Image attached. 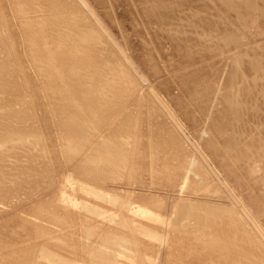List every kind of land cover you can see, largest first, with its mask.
<instances>
[{
	"label": "rangeland",
	"instance_id": "1",
	"mask_svg": "<svg viewBox=\"0 0 264 264\" xmlns=\"http://www.w3.org/2000/svg\"><path fill=\"white\" fill-rule=\"evenodd\" d=\"M2 1L0 264H247L249 257L243 256L244 235L239 233L238 225L232 227L234 222L228 221L231 217L228 211L238 207L237 219L242 214L247 217L252 232L254 226L257 227L255 220L264 218V208L260 207H264V71H261L264 70V0H144L146 9L141 5L143 0H91L90 6L96 5L93 7L100 18L103 13L102 21L106 16V22H103L110 31L113 30L120 45L125 44L122 48L126 56L135 67L139 66L134 69L146 78L140 75L141 82L134 79L106 43L83 49L76 46L71 53L64 40L44 43L45 38L42 43L38 35L44 37L48 29L38 27L35 34L39 40L31 42L26 36L35 27L31 18L36 15L39 19L49 18L57 13L50 9L48 16L47 9L40 8L23 13V16L22 12L17 13L12 8L9 0H4L6 5ZM153 9H163V13H155ZM59 10L61 14H69ZM74 14L82 13L76 10ZM22 18H28L30 23ZM143 18H148L149 22ZM37 21L33 20V23ZM44 48L54 52L45 55L41 51ZM97 56L101 58L98 60ZM142 56L146 59H141ZM200 71L203 73L199 74ZM191 72L194 75L189 76ZM179 74L184 78L178 77ZM187 78H194V82L189 79L192 83L198 82L190 84ZM180 79H183V85L178 81ZM186 85L192 90L189 91ZM191 86L199 92L195 94ZM149 87L155 90L151 91ZM187 91L192 98L187 96ZM98 95L107 101L102 103L103 99ZM226 98L231 107L226 104ZM228 136L234 138L228 140ZM241 147L244 152L240 151ZM247 147H251L250 150ZM223 156H227V160ZM224 166L232 167L233 171L226 168L222 171ZM259 170H263L261 174ZM226 179L229 182L224 181ZM249 186L252 189L247 188ZM231 192H235L234 195ZM136 207L141 212H133ZM238 235L242 239H237ZM237 242L240 248L231 245ZM249 243L253 256L260 260L253 262L264 264L262 247H257L253 241Z\"/></svg>",
	"mask_w": 264,
	"mask_h": 264
},
{
	"label": "bare ground",
	"instance_id": "2",
	"mask_svg": "<svg viewBox=\"0 0 264 264\" xmlns=\"http://www.w3.org/2000/svg\"><path fill=\"white\" fill-rule=\"evenodd\" d=\"M4 1V0H3ZM2 1V2H3ZM7 1V0H6ZM10 1V3L13 5L12 6V8L14 7L15 8V10H16V12L17 13H20V12H22V15H23V13H26V12H31V11H33V10H40V8L41 9H44V8H46L47 9V11L48 10H50V9H54L53 11H55V12H52V13H60V15L58 14V16H56V15H54V17L52 16L53 14H51V11H50V13H49V11L47 12V13H49V14H47V13H45L44 15H50L51 17H46V18H42V19H39L40 18V16L37 18V15H36V18H33L32 16L34 15H32L31 17V19H33V20H35V21H37L36 19H39L36 23H33V20H32V23L31 24H33L35 27L34 28H32V29H30L28 32H29V34H26V36H28L29 37V39H30V41L31 42H35V41H37V40H39L38 38L40 37V38H42V43H43V40H45V38H46V40H45V42L44 43H46V42H49V40H54L55 42L56 41H61V40H64L63 42H64V45L66 46V47H69V52H71L72 53V49L73 48H76V46H80V48L81 49H83V48H89V46H100V45H102L103 43H106V44H108V46L112 49V51L115 53V54H117L118 56H119V58L121 59V61H122V64H123V66H125L128 70H129V73L134 77V79H136V80H138V82H141V80H142V78H141V76L140 75H138L139 73L137 72L138 70H135L136 68L138 69V67H135V64H133L134 62H132L131 60H130V58L128 57V55L126 56V53L124 52L125 50L123 49L124 47L123 46H125V42H123V46H121L120 45V43H119V40L114 36V34L112 33L113 32V30L112 31H110L111 29H108V27L104 24V22H106L105 21V19H107L106 18V16H105V19L102 21V15H103V13H102V15H100L101 16V18L99 17V15H98V13H97V11H96V9L93 7V6H96V5H92V6H90V1L91 0H89L88 2H87V0H9ZM136 1V0H135ZM139 1V0H138ZM142 1V0H141ZM140 1V2H141ZM153 1V0H152ZM165 1V0H164ZM192 1H194V0H192ZM209 1V0H208ZM252 1H255V0H252ZM251 1V2H252ZM1 2V3H2ZM8 2V1H7ZM6 2V3H7ZM91 2H94V0H92ZM99 2V1H98ZM143 2H144V0L142 1V3H141V5H143ZM147 2V1H146ZM149 2H151V1H149ZM149 2H147V3H149ZM156 1H154V3H155ZM162 2V1H161ZM182 2V1H181ZM225 2V1H224ZM229 1H227L226 3H228ZM235 2V1H234ZM250 2V3H251ZM4 4H5V1L3 2ZM97 3V2H96ZM102 3V2H101ZM193 3V2H192ZM226 3H224V6H225V4ZM254 3V2H253ZM252 3V4H253ZM92 4V3H91ZM94 4V3H93ZM100 4V3H99ZM99 4H97V5H99ZM136 4V3H135ZM153 4V3H152ZM157 4H159V3H157ZM162 4V3H161ZM160 4V5H161ZM176 4V3H175ZM184 4V3H183ZM182 4V5H183ZM191 4V3H190ZM197 4V3H196ZM2 5V4H1ZM6 5V4H5ZM132 5V4H131ZM136 5H138V4H136ZM146 5V4H145ZM145 5H143L144 7H145ZM187 5H189V4H187ZM206 5V4H205ZM234 5V4H233ZM7 6H9V5H7ZM140 6V5H139ZM149 6V5H148ZM157 6V5H156ZM168 6V5H167ZM172 6V5H171ZM190 6V5H189ZM227 6V8H228V5H226ZM5 7V6H4ZM95 9H93V8ZM143 7V8H144ZM159 7V6H158ZM169 7V6H168ZM176 7H177V5H176ZM176 7H174V8H176ZM192 7V6H191ZM206 7V6H205ZM209 7H210V5H209ZM241 7V6H240ZM263 7V6H262ZM0 8H1V6H0ZM3 8V7H2ZM147 8V6L145 7V9ZM198 8V7H197ZM204 8V7H203ZM202 7H201V9H203ZM208 8V7H207ZM242 8V7H241ZM6 9V8H5ZM9 9H11V8H9ZM8 9V10H9ZM59 9H61V10H63V11H66V12H68L69 14H66V15H64V13L62 12V14H61V11L59 10ZM132 9H133V7H132ZM139 9V8H138ZM141 9V8H140ZM152 9V8H151ZM155 9H157V8H155ZM169 9H171V8H169ZM186 9V8H185ZM192 9V8H191ZM195 9H196V7H195ZM240 9V8H239ZM264 8H262V10H263ZM12 10V9H11ZM10 10V11H11ZM14 10V9H13ZM14 10V11H15ZM60 11V12H58V11ZM80 11L82 14H74V11ZM106 10V9H105ZM160 10V9H159ZM164 10H166V8L164 9ZM173 10V9H172ZM241 10V9H240ZM14 11H12L13 12V14L15 13ZM57 11V12H56ZM96 11V12H95ZM98 11H101V10H98ZM139 11V10H138ZM141 11H142V9H141ZM149 11H150V9H149ZM153 11H154V9H153ZM152 11V12H153ZM158 11V10H157ZM157 11H154L155 13L157 12ZM161 11V10H160ZM160 11H158L157 13L158 14H161V13H163L162 11H163V9H162V11L160 12ZM177 11H179V9L177 10ZM176 11V12H177ZM184 11V10H183ZM193 11H196V10H193ZM205 11V10H204ZM212 11V10H211ZM211 11H210V13H211ZM232 11H233V9H232ZM246 11V10H245ZM35 12V11H34ZM45 12V11H44ZM106 12V11H105ZM151 12V11H150ZM153 12V13H154ZM165 12V11H164ZM167 12V11H166ZM175 12V11H174ZM197 12V11H196ZM200 12H201V10H200ZM207 12H209V10L207 11ZM235 12H236V10H235ZM243 12H244V10H243ZM4 13V12H3ZM36 13V12H35ZM38 13H39V11H38ZM42 13H43V11H42ZM138 13V12H137ZM143 13V12H142ZM145 13V12H144ZM149 12H147L146 13V16H148L147 14H148ZM153 13H151V17H153ZM170 13H173V12H170ZM186 13H187V11H186ZM189 13H192V12H189ZM195 13V12H194ZM202 13V12H201ZM213 13H215V11L213 12ZM234 13V12H233ZM5 14V13H4ZM40 14H41V12H40ZM101 14V13H100ZM168 14V13H167ZM176 14V13H175ZM175 14H174V16H175ZM196 14V13H195ZM194 14V15H195ZM228 13L226 12V15H227ZM262 14H264V13H262ZM19 15V14H18ZM26 15V14H25ZM39 15V14H38ZM42 15V14H41ZM46 15V16H47ZM144 15V14H143ZM156 15V14H155ZM163 15V14H162ZM164 15H165V13H164ZM169 15V14H168ZM179 15V14H178ZM177 15V16H178ZM180 15H182V14H180ZM187 15V14H186ZM194 15H193V17H194ZM206 15V14H205ZM225 15V16H226ZM240 15V14H239ZM243 15V14H242ZM11 16V15H10ZM15 16V15H14ZM16 16H17V14H16ZM21 16V15H20ZM19 16V17H20ZM24 16V15H23ZM22 16V17H23ZM76 16H79V19L78 18H76ZM104 16V15H103ZM109 16V15H108ZM141 16H142V14H141ZM171 18H172V15H169ZM168 16V17H169ZM192 16V15H191ZM197 16H198V14H197ZM236 16V15H235ZM6 17V16H5ZM30 17V16H29ZM136 17V16H135ZM138 17V16H137ZM167 17V16H166ZM166 17H164L162 20H164ZM184 17V16H183ZM187 17V16H186ZM192 17V18H193ZM215 17V16H214ZM213 17V18H214ZM217 17V16H216ZM237 17H238V15H237ZM247 17V16H246ZM261 17V16H260ZM7 18V17H6ZM9 18H11V17H9ZM25 18H26V16H25ZM157 17H155L154 19H156ZM160 18V17H159ZM170 18V19H171ZM177 19H178V17H176ZM181 18V17H180ZM203 18V17H202ZM205 18V17H204ZM208 17H206V19H207ZM212 18V17H211ZM239 18V17H238ZM241 18V17H240ZM245 18V17H244ZM0 19H1V17H0ZM17 19V18H16ZM19 19V18H18ZM148 18H143V20H147ZM150 19V18H149ZM154 19H152V20H154ZM191 19V18H190ZM189 19V20H190ZM210 19V18H209ZM208 19V20H209ZM223 19V18H222ZM237 19V18H236ZM242 19V18H241ZM240 19V20H241ZM21 20H27V21H24V22H29L28 21V18L27 19H21ZM21 20H20V22H21ZM151 20V21H152ZM156 20H158V19H156ZM155 20V21H156ZM159 20H161V18L159 19ZM188 20V19H187ZM187 20H185V21H187ZM196 20H198V19H196ZM14 21H15V18H14ZM31 21V20H30ZM150 21V22H151ZM179 21H181V20H179ZM184 21V22H185ZM191 21V20H190ZM189 21V22H190ZM193 21V20H192ZM202 21V20H201ZM221 21V20H220ZM0 22H1V20H0ZM24 22H22V23H24ZM107 22H108V20H107ZM146 22H149L148 20L146 21ZM146 22H144L145 24H146ZM157 22V21H156ZM155 22V23H156ZM168 22V21H167ZM170 22V21H169ZM175 22V21H174ZM216 22V21H215ZM219 22V21H218ZM30 23V22H29ZM28 23V24H29ZM173 23V22H172ZM182 23V22H181ZM186 23V22H185ZM191 23V22H190ZM193 23V22H192ZM204 23H206L205 21H204ZM232 23V22H231ZM238 23V22H237ZM240 23V22H239ZM18 24V23H17ZM168 24V23H167ZM177 24H179V22L177 23ZM187 24H188V21H187ZM186 24V25H187ZM222 23H220V25H221ZM245 24V23H244ZM6 25V24H5ZM10 25H11V23H10ZM25 25V24H24ZM110 26H111V24H109ZM134 25V24H133ZM160 25V24H159ZM171 25V24H170ZM169 25V26H170ZM185 25V24H184ZM185 25V26H186ZM195 25V24H194ZM207 25H208V23H207ZM219 25V26H220ZM225 25V24H224ZM3 26V25H2ZM2 26H0V28L2 27ZM12 26V25H11ZM15 26V25H14ZM21 26V25H20ZM29 26V25H28ZM136 26V25H135ZM151 26V25H150ZM173 26V25H172ZM171 26V28H174V27H172ZM192 26V25H191ZM216 26V25H215ZM246 26V25H245ZM245 26H243V27H245ZM249 26V25H248ZM7 27V26H6ZM6 27H4V28H6ZM27 27V26H26ZM30 28H31V26H29ZM33 27V26H32ZM36 27H38L39 29H41V28H47L48 29V33L44 36V37H42L41 35H38V38H37V36H36V34H35V28ZM112 27V26H111ZM148 27V26H147ZM199 27V26H198ZM209 27V26H208ZM227 27V26H226ZM8 28V27H7ZM6 28V29H7ZM28 28V27H27ZM146 28V27H145ZM153 28V27H152ZM168 28V27H167ZM170 28V29H171ZM178 28H180V26L178 27ZM186 28V27H185ZM192 28V27H191ZM190 28V29H191ZM242 28V27H241ZM250 28V27H249ZM248 28V29H249ZM194 29H195V26H194ZM198 29H200V28H198ZM202 29V28H201ZM208 29V28H207ZM214 29V28H213ZM216 29V28H215ZM214 29V30H215ZM220 29V28H219ZM225 29V28H224ZM229 29V28H228ZM237 29V28H236ZM246 29V28H245ZM245 29H244V31H245ZM5 30V29H4ZM3 30V31H4ZM27 30V29H26ZM147 30V29H146ZM179 30V29H178ZM187 30H188V27H187ZM217 30V29H216ZM233 30H235V29H233ZM239 30V29H238ZM153 31V30H152ZM175 31V30H174ZM190 31H192V30H190ZM201 31V30H200ZM199 31V32H200ZM212 31V30H211ZM219 31V30H218ZM231 31V30H230ZM229 31V32H230ZM246 31H247V29H246ZM27 32V31H26ZM27 32V33H28ZM166 32H168V31H166ZM165 32V33H166ZM181 32V31H180ZM193 32V31H192ZM208 32H209V30H208ZM224 32V31H223ZM5 33V32H4ZM152 33V32H151ZM155 33V32H154ZM157 33V32H156ZM172 33V32H171ZM177 33V32H176ZM182 33V32H181ZM202 33V32H201ZM216 33V32H215ZM225 33V32H224ZM227 33V32H226ZM233 33V32H232ZM240 33V32H239ZM246 33V32H245ZM252 33V32H251ZM175 34V33H174ZM206 33L204 32V34H203V36L205 35ZM209 34V33H208ZM214 34V33H213ZM166 35V34H165ZM178 35L180 36V34L178 33ZM210 35H211V33H210ZM220 35V34H219ZM223 35V34H222ZM221 35V36H222ZM227 35V34H226ZM246 35V34H245ZM2 36H3V34H2V31L0 32V39L2 38ZM154 36V35H153ZM156 36V35H155ZM169 36H170V33H169ZM188 36V35H187ZM191 36V35H190ZM195 36H196V34H195ZM197 36H200V35H197ZM203 36H201L200 37V40H202L201 38L203 37ZM209 36V35H208ZM207 36V37H208ZM233 36V35H232ZM248 36V35H247ZM250 36H252V35H250ZM211 37V36H210ZM214 37V36H213ZM217 37V36H216ZM219 37V36H218ZM153 38V37H152ZM176 38V37H175ZM185 38V37H184ZM190 38V37H189ZM205 38V37H204ZM221 38V37H220ZM233 38V37H232ZM236 38V37H235ZM144 39V38H143ZM156 40H158L157 38H155ZM180 39V38H179ZM182 39V38H181ZM192 39V38H191ZM194 39V38H193ZM192 39V40H193ZM206 39V38H205ZM215 39H217V38H215ZM260 40H261V38H259ZM199 40V39H198ZM207 40V39H206ZM209 40V39H208ZM213 40V39H212ZM147 41V40H146ZM179 41V40H178ZM183 43H184V41L183 40H181ZM188 41V40H187ZM228 41V40H227ZM229 41H230V39H229ZM253 41V40H252ZM143 42V41H142ZM175 42H176V40H175ZM181 42V43H182ZM209 42V41H208ZM249 42V41H248ZM257 42V41H256ZM145 43V42H144ZM185 43H187V42H185ZM188 43H190V40H189V42ZM198 43V42H197ZM211 43H213V42H211ZM210 43V44H211ZM41 44V43H40ZM40 44H39V46H40ZM178 44V43H177ZM191 44V43H190ZM202 44V43H201ZM200 44V45H201ZM205 44V43H204ZM254 44V43H253ZM258 44V43H257ZM184 45V44H183ZM195 45V44H194ZM199 45V43L196 45V46H198ZM209 45V44H208ZM144 46V45H143ZM146 46V45H145ZM144 46V47H145ZM178 46H179V44H178ZM214 46V45H213ZM253 46V45H252ZM251 46V48H253ZM123 47V48H122ZM126 47V46H125ZM158 47V46H157ZM202 47V46H201ZM258 47H259V45H258ZM261 47V46H260ZM264 47V46H263ZM131 48V47H130ZM189 48V47H188ZM192 48H194V47H192ZM255 48H257V47H254V49ZM78 49V48H77ZM77 49H74L75 50V52H76V50ZM81 49H79V51H81ZM145 49V48H144ZM186 49V48H185ZM184 49V50H185ZM190 49V48H189ZM196 49V48H195ZM246 49V48H245ZM264 49V48H263ZM202 50V49H201ZM204 50V49H203ZM210 50V49H209ZM258 50V49H257ZM260 50V49H259ZM258 50V51H259ZM39 51V50H38ZM41 51L45 54V55H51L54 51L52 50V49H46V48H44V49H41ZM131 52H132V50H130ZM143 51V50H142ZM189 51H191V50H189ZM251 51H252V49H251ZM40 52V51H39ZM39 52H38V54H39ZM41 52V53H42ZM149 52V51H148ZM147 52V53H148ZM195 52V51H194ZM247 52V51H246ZM245 52V53H246ZM42 53V54H43ZM77 53H79L78 51H77ZM145 52H143V54H144ZM260 53V52H259ZM146 54V53H145ZM237 54V53H236ZM250 54V53H249ZM253 54V53H252ZM264 54V53H263ZM75 55V54H74ZM133 55V54H132ZM197 55V54H196ZM244 55V54H243ZM42 56H44V55H41V57ZM238 56V55H237ZM143 57V56H142ZM145 57H148V55L147 56H145ZM145 57H143V58H141V59H144ZM152 57V56H151ZM150 57V58H151ZM195 57V56H194ZM198 57V56H197ZM245 57V56H244ZM101 58V56H97V59L99 60ZM250 58V57H249ZM249 58H248V60H249ZM255 58V57H254ZM146 59V58H145ZM152 59V58H151ZM192 59V58H191ZM236 59H237V57H236ZM239 59V58H238ZM246 59H247V56H246ZM251 59V58H250ZM255 60V59H254ZM143 61V60H142ZM145 61V60H144ZM148 61V60H147ZM147 61H146V63H147ZM197 61V60H196ZM199 62V61H198ZM234 62V61H233ZM237 62H239V60H237ZM243 62V61H242ZM248 62V61H247ZM131 63V64H130ZM144 63V62H143ZM145 63V64H146ZM148 63H149V61H148ZM253 63H255L256 64V61L254 62L253 61ZM137 64V63H136ZM150 64V63H149ZM190 64V63H189ZM192 64V63H191ZM238 64V63H237ZM241 64V63H240ZM252 64V63H251ZM251 64H249L250 65V67L252 66ZM254 64V65H255ZM260 64V63H259ZM258 64V65H259ZM99 65V62L96 64V66H98ZM133 65V66H132ZM138 65V64H137ZM136 65V66H137ZM156 65V64H155ZM184 65V64H183ZM182 65V66H183ZM239 65V64H238ZM261 65V64H260ZM147 67H148V65H146ZM157 66V65H156ZM155 66V67H156ZM175 66V65H174ZM211 66H212V64H211ZM242 66V65H241ZM244 66H246V65H244ZM150 67V66H149ZM177 67V66H176ZM181 67V66H180ZM186 67V66H185ZM199 67V66H198ZM202 67V66H201ZM200 67V68H201ZM204 67V66H203ZM207 67V66H206ZM234 67V66H233ZM254 67V66H253ZM256 67V66H255ZM135 68V69H134ZM182 68V67H181ZM183 68H184V66H183ZM182 68V69H183ZM192 68V67H191ZM197 68V67H196ZM235 68V67H234ZM236 68H238L237 66H236ZM249 68V67H248ZM252 68V67H251ZM177 69V68H176ZM178 69H179V67H178ZM177 69V70H178ZM206 69V68H205ZM214 68H212V70H213ZM219 69V68H218ZM257 69H259V67L257 68ZM261 69V68H260ZM149 70H152L151 68L149 69ZM154 70H155V68H154ZM159 70V69H158ZM191 70V69H190ZM189 70V71H190ZM192 70H194V69H192ZM207 70H208V68H207ZM216 70H217V67H216ZM236 70V69H235ZM243 70V69H242ZM246 70V69H245ZM251 70V69H250ZM153 71V70H152ZM151 71V72H152ZM182 71V70H181ZM197 71H199V70H197ZM210 71V70H209ZM233 71H234V69H233ZM258 71V70H257ZM261 71H262V73H263V71L264 70H262L261 69ZM155 72V71H154ZM160 72V71H159ZM180 72V71H179ZM194 72H195V70H194ZM202 71H200L199 72V74L201 73ZM208 72V71H207ZM239 72H241V71H239ZM259 72V71H258ZM149 73V72H148ZM173 73V72H172ZM192 73L193 72H191V74L189 75V76H191L192 75ZM198 73V72H197ZM203 73V72H202ZM209 73V72H208ZM235 73V72H234ZM249 73V72H248ZM247 73V74H248ZM152 74V73H151ZM177 74V73H176ZM236 74H238V71H237V73ZM241 74H242V72H241ZM155 75V74H154ZM154 75H151V77L152 76H154ZM173 75H175V74H173ZM187 74H184V76H186ZM193 75H194V73H193ZM243 75H244V73H243ZM261 75V74H260ZM176 76V75H175ZM181 76H183V74L181 75ZM180 76V74L178 75V77H181ZM195 76H196V74H195ZM195 76H194V78H195ZM203 76H204V74H203ZM218 76V75H217ZM232 76V75H231ZM238 76V75H237ZM143 77V76H142ZM193 77V76H192ZM201 77V76H200ZM200 77H198L199 79H200ZM218 77H220V76H218ZM229 77V76H228ZM235 77V76H234ZM144 78V77H143ZM181 78H184V77H181ZM186 78V77H185ZM190 79V81L192 80H195V79ZM203 78H206V77H203ZM209 78V77H208ZM211 78V77H210ZM213 78V77H212ZM211 78V79H212ZM232 78V77H231ZM243 78V77H242ZM263 78V77H262ZM144 79H146V78H144ZM188 79V78H187ZM189 79H188V81H189ZM197 79V78H196ZM235 79V78H234ZM183 79H180V80H178V81H181L182 82V85H183V81H182ZM240 80V79H239ZM242 80V79H241ZM150 81V80H149ZM173 81V83H174V80H172ZM188 81H186V83H187V85H188ZM189 81V82H190ZM201 81V80H200ZM210 81V80H209ZM214 81V80H213ZM230 81V80H229ZM235 81V80H234ZM145 82V81H144ZM147 82V81H146ZM194 82V81H193ZM197 82H198V80H197ZM197 82H195L196 84H197ZM211 82V81H210ZM238 82V81H237ZM150 83V85H152L151 83H152V81H150L149 82ZM195 83H192V82H190V84H195ZM239 83V82H238ZM146 85H148L147 83H145ZM175 84H176V82H175ZM177 84H180V83H177ZM190 84L188 85V86H190ZM145 85V88L147 87ZM149 85V86H150ZM182 85H180L182 88H185V87H183ZM184 85H185V80H184ZM186 85V86H187ZM198 85H199V83H198ZM252 85V84H251ZM186 87V88H188V90H189V87ZM194 86V85H193ZM195 86H197V85H195ZM205 86V85H204ZM214 86V85H213ZM239 86V85H238ZM262 86V85H261ZM153 87V86H152ZM192 87V86H191ZM264 87V86H263ZM141 88H142V86H141ZM148 88V87H147ZM178 88V87H177ZM193 89H194V87H192ZM196 88V87H195ZM211 88H214V87H211ZM240 88V87H239ZM149 89H151L150 87H149ZM181 89V88H180ZM210 89V88H209ZM216 89V88H215ZM254 89V88H253ZM154 90H155V88H154ZM153 89H151V91H154ZM179 90V89H178ZM185 90H187V89H185ZM184 90V91H185ZM192 90V89H191ZM191 90H189V91H191ZM195 90V89H194ZM241 90H242V88H241ZM140 91V90H139ZM145 91H147V93H149V90L147 89H145ZM189 91H187L188 92V94H187V96L189 95V94H191V93H189ZM196 92H195V94L197 93V92H199L197 89L195 90ZM205 91V90H204ZM203 91V92H204ZM211 91V90H210ZM215 91V90H214ZM213 91V92H214ZM217 91H218V88H217ZM255 91V90H254ZM259 91V90H258ZM183 92V91H182ZM193 92V91H192ZM216 92V91H215ZM252 92H253V90H252ZM116 93H118V90L116 91ZM152 93H154V92H152ZM201 93H202V91H201ZM241 93V92H240ZM256 93V92H255ZM264 93V92H263ZM150 94V93H149ZM194 95V94H193ZM206 95V94H205ZM212 96H213V94H211ZM260 95V94H259ZM226 96V95H225ZM228 96V95H227ZM257 96V95H256ZM98 97L100 98V99H103V97L102 96H99L98 95ZM153 97V96H152ZM188 97H190V96H188ZM193 97V96H192ZM192 97H190V98H192ZM203 97V96H202ZM201 97V98H202ZM216 97V95L214 96V98ZM230 97V99L229 100H231V96H229ZM229 97H227V98H229ZM234 97V96H233ZM253 97V96H252ZM154 98V97H153ZM157 98V97H156ZM198 98V97H197ZM226 98V99H227ZM255 98V97H254ZM254 98H253V100H254ZM194 99H195V97H194ZM213 99V98H212ZM234 99V98H233ZM247 99V98H246ZM249 99L250 98H248V101H247V103L249 102ZM203 100V99H202ZM228 99L226 100V104L228 103V101H229ZM237 100V99H236ZM251 100V99H250ZM107 101V99H103L102 100V103L104 102H106ZM156 101V100H155ZM197 101V100H196ZM208 101V100H207ZM233 101V100H232ZM231 101V102H232ZM235 101V100H234ZM233 101V102H234ZM257 101V100H256ZM230 102V101H229ZM109 103V102H108ZM199 103H200V101H199ZM207 103V102H206ZM213 103V102H212ZM252 103H253V101H252ZM251 103V105H253ZM259 103V102H258ZM262 103V102H261ZM110 104V103H109ZM193 104H195V103H193ZM197 104V103H196ZM204 104V103H203ZM249 104H250V102H249ZM205 105H207V104H205ZM228 106H230L231 107V103H230V105L229 104H227ZM232 105H235V104H232ZM237 106L236 107H239V105L238 104H236ZM255 105V104H254ZM253 105V106H254ZM104 106V105H103ZM102 106V107H103ZM117 106V105H116ZM164 106V105H163ZM262 106V105H261ZM263 106H264V104H263ZM101 107V108H102ZM110 107H111V105H110ZM161 107V106H160ZM199 107V106H198ZM203 107H204V105H203ZM235 107V106H234ZM255 107V106H254ZM259 107V106H258ZM106 108V107H105ZM112 108V107H111ZM118 108V107H117ZM200 108H202V107H200ZM250 108V107H249ZM232 109V108H231ZM238 109V108H237ZM258 109V108H257ZM259 109H260V107H259ZM108 110H110V109H108ZM112 110V109H111ZM198 110V109H197ZM206 110V109H205ZM205 110L203 111L204 112V115H206L205 114ZM250 110H251V108H250ZM264 110V109H263ZM248 111V110H247ZM258 111V110H257ZM256 111V112H257ZM260 111V110H259ZM262 111V110H261ZM201 112V111H200ZM235 112V111H234ZM238 112V111H237ZM236 112V113H237ZM240 112H242V111H240ZM210 113V112H209ZM251 113V112H250ZM262 113V112H261ZM212 114V113H211ZM242 114V113H241ZM118 115V114H117ZM233 115V114H232ZM240 115V114H239ZM245 115H247V114H245ZM244 115V116H245ZM249 115V114H248ZM234 117L235 116H237V115H233ZM241 116V115H240ZM243 116V117H244ZM256 116V115H255ZM264 116V115H263ZM111 118L113 117V116H110ZM203 117V116H202ZM252 117V116H251ZM237 118V117H236ZM244 119V118H243ZM246 119V118H245ZM234 120H235V118H234ZM256 120H258V119H256ZM214 121V120H213ZM250 121V120H249ZM259 121V120H258ZM202 122H203V120H202ZM221 122V121H220ZM204 123V122H203ZM248 123V122H247ZM257 123V122H256ZM112 124V123H111ZM217 124V123H216ZM261 124V123H260ZM116 125V124H115ZM214 125V124H213ZM242 125V124H241ZM248 125V124H247ZM246 125V126H247ZM259 125V124H258ZM262 125V124H261ZM237 126V125H236ZM240 126V124L238 125V127ZM243 126V125H242ZM241 126V127H242ZM260 126V125H259ZM258 126V127H259ZM264 126V125H263ZM116 127V126H115ZM208 127V126H207ZM212 127H214V126H212ZM217 127V126H216ZM224 127V126H223ZM222 127V128H223ZM261 127V126H260ZM109 128V127H108ZM209 128V127H208ZM215 128V127H214ZM243 128V127H242ZM247 128V127H246ZM250 128V127H249ZM249 128H247V129H249ZM256 128V127H255ZM206 129V128H205ZM260 129V128H259ZM106 130V129H105ZM204 130V129H203ZM217 130H218V128H217ZM238 130V129H237ZM241 130V129H240ZM239 130V131H240ZM263 130V129H262ZM108 131H112V130H108ZM200 131V130H199ZM215 131V130H214ZM256 131V130H255ZM103 132V131H102ZM203 132V131H202ZM221 132V131H220ZM231 132H232V130H231ZM234 132V131H233ZM241 132V131H240ZM244 132V131H243ZM243 132H241V133H243ZM252 132H254V131H252ZM102 134V133H101ZM232 134V133H231ZM234 134V133H233ZM236 134H237V132H236ZM240 134V133H239ZM244 134H245V132H244ZM255 134V133H254ZM259 134V133H258ZM263 134H264V132H263ZM242 135V134H241ZM209 136V135H208ZM230 136V135H229ZM228 136V140H229V138H234V136H231V137H229ZM243 136V135H242ZM254 136V135H253ZM240 137V136H239ZM199 138V137H198ZM237 138V137H236ZM248 138H250L251 139V137H248ZM258 138V137H257ZM199 140V139H198ZM241 140V139H240ZM240 140L238 141V142H240ZM254 140V139H253ZM252 140V141H253ZM264 140V139H263ZM235 141V140H234ZM233 141V142H234ZM192 142H194V141H192ZM204 142H205V140H204ZM233 142H230V143H232L233 144ZM244 142V141H243ZM261 142H262V140H261ZM260 142V143H261ZM203 143V142H202ZM202 143H200L201 145H202ZM209 143H212V142H209ZM224 143H227L226 141L224 142ZM246 143V142H245ZM219 144H220V142H219ZM235 144H237L236 142H235ZM241 144V143H240ZM258 144V143H257ZM99 145V144H98ZM195 145H196V143H195ZM210 144H208L207 146H209ZM227 145V144H226ZM229 145V144H228ZM244 146V144H241L240 146ZM250 145H251V143H250ZM190 146V145H189ZM204 146H206L205 145V143H204ZM213 146V145H212ZM217 146H218V144H217ZM238 146V148H239V145H237ZM246 146V145H245ZM264 146V145H263ZM197 147H198V145H197ZM221 147V146H220ZM224 147H226V146H224ZM233 147V146H232ZM236 147V146H235ZM258 147V146H257ZM195 148V147H194ZM202 148V147H201ZM205 148V147H204ZM209 148H212L213 149V147H209ZM216 148V147H215ZM230 148H231V144H230ZM248 148V147H247ZM250 148L251 147H249L248 149L250 150ZM259 148V147H258ZM197 149V148H196ZM208 149V148H207ZM218 149V148H217ZM220 149V148H219ZM225 149H227V147L225 148ZM236 149V148H235ZM241 149H242V147L240 148V151H241ZM248 149H246L247 151H248ZM259 149H261V147L259 148ZM198 150V149H197ZM204 150V149H203ZM230 150H232L233 151V148L232 149H230ZM243 150V149H242ZM253 150H254V148H253ZM199 151V150H198ZM209 151H211V150H209ZM215 152H216V150H214ZM223 151V150H222ZM225 151H227V150H225ZM236 151V150H235ZM237 151H238V149H237ZM240 151H238L239 152V154L241 153ZM258 151H260V150H258ZM257 151V152H258ZM205 152H206V150H205ZM212 152V151H211ZM243 152H244V150H243ZM251 152V151H250ZM261 152V151H260ZM262 152H264V150L262 151ZM213 153V152H212ZM225 153V152H224ZM224 153H222L223 155H224ZM232 153V152H231ZM237 153V152H236ZM235 153V154H236ZM217 154H218V152H217ZM216 154V155H217ZM226 154V153H225ZM238 154V155H239ZM248 154V153H247ZM252 154H254V153H252ZM256 154V153H255ZM212 155V154H211ZM213 155H215V153L213 154ZM219 155H220V152H219ZM229 155V154H228ZM261 155H263V154H261ZM236 156H237V154H236ZM241 156V155H240ZM251 156V155H250ZM205 158H207V156H204ZM215 157V156H214ZM218 157V156H217ZM224 157H226V160H227V156H223L222 158H224ZM234 157V156H233ZM246 157V156H245ZM252 157H254V156H252ZM263 157H264V155H263ZM222 158H220V159H222ZM247 158H250L249 156L247 157ZM247 158L245 159V160H247ZM209 159H210V162H212L211 161V158L209 157ZM209 159H207L206 161H209ZM218 159V158H217ZM229 159V158H228ZM242 159H244V157L242 158ZM262 159V158H261ZM202 160V159H201ZM232 160V159H231ZM235 159H233L232 161H234ZM236 160H237V158H236ZM238 160H239V158H238ZM237 160V161H238ZM259 160V159H258ZM257 160V161H258ZM264 160V159H263ZM262 160V161H263ZM222 161V160H221ZM202 162H203V160H202ZM223 162H224V159H223ZM239 162V161H238ZM245 162V161H244ZM252 162H253V160H252ZM204 163V162H203ZM230 163V162H229ZM234 163V162H233ZM247 163V162H246ZM260 163H261V161H260ZM213 164V163H212ZM212 164H210V165H212ZM216 165H217V163H215ZM219 164V163H218ZM237 164V163H236ZM241 164H243V163H241ZM263 164V163H262ZM204 165V167H205V164H203ZM221 165H223V164H221ZM226 165H227V163H226ZM225 165V166H226ZM255 165H257V164H255ZM254 165V166H255ZM214 166V165H213ZM212 166V167H213ZM223 167V169H222V171L223 170H228V169H230L231 171H233L232 170V167L230 168V166L227 168V167ZM247 166V165H246ZM264 166V165H263ZM211 167V168H212ZM217 167V166H216ZM219 167V166H218ZM237 167V166H236ZM206 168V167H205ZM209 168V167H208ZM207 168V169H208ZM220 168H222V167H220ZM226 168V169H225ZM239 168V167H238ZM243 168V167H242ZM245 168V167H244ZM247 169V168H246ZM213 170V169H212ZM214 170H215V168H214ZM217 171H220V169H216ZM236 171V170H235ZM238 171V170H237ZM249 171V170H248ZM263 171V170H262ZM262 171H260L259 170V173L261 174L262 173ZM243 172V171H242ZM242 172H241V174H242ZM247 172V171H246ZM213 173V172H212ZM220 173H221V171H220ZM227 173V172H226ZM233 173V172H232ZM238 173V172H237ZM244 173V172H243ZM249 173V172H248ZM247 173V174H248ZM210 174V173H209ZM215 174H216V172H215ZM222 174V173H221ZM235 175H236V172L234 173ZM187 175V174H186ZM220 174L218 173V176H219ZM223 175V174H222ZM225 175V174H224ZM223 175V176H224ZM227 175H228V173H227ZM229 175L231 176V174L229 173ZM233 175V174H232ZM210 176H211V174H210ZM229 176V177H230ZM234 176V175H233ZM241 176V175H240ZM260 176V175H259ZM185 177V176H184ZM212 177V176H211ZM215 176H213V179H214V181L216 180L215 178H214ZM235 177V176H234ZM239 177V176H238ZM237 177V178H238ZM242 178L244 177V176H241ZM248 177H249V175H248ZM250 177H251V174H250ZM227 178H228V176H227ZM240 178V177H239ZM258 178V177H257ZM257 178H255V182L257 181ZM220 179H221V177H220ZM229 179V178H228ZM235 179H236V177H235ZM246 179H247V177H246ZM254 179V178H253ZM251 180V182L253 181L254 182V180ZM260 179V178H259ZM258 179V180H259ZM263 178H261V180H262ZM232 180V179H231ZM242 180V179H241ZM240 180V181H241ZM249 180H250V178H249ZM222 181V183H223V180H221ZM224 181H228L227 179L226 180H224ZM233 181H234V179H233ZM232 181V182H233ZM236 181V180H235ZM239 181V180H238ZM237 181V182H238ZM215 182H217V181H215ZM229 182V181H228ZM243 182V181H242ZM248 182V181H247ZM261 183H262V181H260ZM236 183V182H235ZM239 183V182H238ZM238 183H236V185L238 184ZM244 183V182H243ZM258 183V182H257ZM227 183H225V185H226ZM229 185H231L230 183H228ZM245 184H246V182H245ZM251 184V183H250ZM234 185V184H233ZM241 185H243V184H241ZM180 186V185H179ZM235 186V185H234ZM238 186H240V185H238ZM258 186V185H257ZM226 187L227 188H229L227 185H226ZM241 187V186H240ZM244 187V186H243ZM253 187H254V185H253ZM246 187H244V189H245ZM247 188H250V186L249 187H247ZM256 188V187H255ZM241 188H239V190H240ZM244 189H242V190H244ZM250 189H252V188H250ZM249 189V190H250ZM229 190H231V189H229ZM238 190V191H239ZM255 190V189H254ZM260 190V189H259ZM224 191V190H223ZM232 191V190H231ZM233 191H236V190H233ZM237 192V191H236ZM251 192H252V190H251ZM260 192H261V190H260ZM235 193V192H234ZM234 193H232L231 192V194H233L234 195ZM241 193V192H240ZM240 193H238V196H239V194ZM245 193V192H244ZM258 193V192H257ZM224 194H225V191H224ZM250 194V193H249ZM259 194V193H258ZM237 195V194H236ZM224 196H226V195H224ZM253 196V195H252ZM260 196V195H259ZM258 196V197H259ZM228 197V196H227ZM240 197H241V195H240ZM248 197V196H247ZM262 197V196H261ZM173 198V197H172ZM242 198V197H241ZM263 198H264V196H263ZM225 199H227V198H225ZM250 199H252V198H250ZM253 199H255V198H253ZM262 199V198H261ZM172 200V199H171ZM230 200V199H229ZM236 200H238L237 198H236ZM235 200V201H236ZM245 200V199H244ZM256 200V199H255ZM238 201H240V200H238ZM238 201H237V203H238ZM242 201V200H241ZM172 202V201H171ZM227 202H228V200H227ZM230 202H231V200H230ZM245 202H248V201H245ZM250 202H251V200H250ZM254 202V201H253ZM263 202V201H262ZM233 203V202H232ZM231 203V204H232ZM236 203V202H235ZM258 203H261V201L260 202H258ZM230 204V203H229ZM240 205H241V203H239ZM255 204H256V202H255ZM263 204H264V202H263ZM185 205V204H184ZM252 205V204H251ZM260 205V204H259ZM262 205V204H261ZM183 206V205H182ZM186 206V205H185ZM202 206V205H201ZM228 206H230V205H228ZM232 206V205H231ZM242 206V205H241ZM240 206V207H241ZM250 206V205H249ZM244 207H245V205H244ZM253 207V206H252ZM254 207H258V206H255L254 205ZM261 208H264L263 206H260ZM183 208V207H182ZM230 208V207H229ZM228 208V209H229ZM235 208V207H234ZM241 208H243V207H241ZM247 208V207H246ZM245 208V209H246ZM177 209V208H176ZM179 209V208H178ZM187 209V208H186ZM231 210L230 211H228V213L230 214V216L231 217H229V215L227 216V217H229V219L228 218H226V219H228V221H233L234 222V225H232V227H236V225H238V226H240V227H236L237 229L238 228H240V229H238V230H241V231H239V233L240 232H242V234L244 235V237H243V240H244V242H243V240H242V242L245 244H243L242 242H240V243H242V246L244 245L245 246V251H244V255L243 256H245V255H247L248 257H249V261L247 262V264H255L254 262H253V260H255V261H260V260H258V259H256L254 256H253V252H252V248H251V246H250V243H249V241H253L256 245H257V247H262V256L264 255V222H263V219L262 220H260L259 218H257V220H255L256 221V224H257V227H255L253 224H252V226H254V230H253V232L252 231H250L251 229L250 228H252L251 227V225H250V222H249V220H248V218L247 217H245V216H243V214L241 215V217H239L240 219H237V216H239V215H237V214H239V213H237V209H238V207H237V209L236 210H232L233 208L231 207L230 208ZM244 209V208H243ZM259 209V208H258ZM133 210V209H132ZM135 210V211H134ZM134 210H133V212H141V210H140V208H138V207H136V208H134ZM184 210H185V208H184ZM183 209H182V211H184ZM188 210V209H187ZM263 211H264V209H262ZM261 210V211H262ZM227 211V210H226ZM245 211V210H244ZM253 211H255V210H253ZM260 211V210H259ZM187 212V211H186ZM188 212H190V211H188ZM225 213H227V212H225ZM250 213V211L248 210V214ZM256 213V212H255ZM180 214H182V213H180ZM184 214H185V212H184ZM188 214V213H187ZM247 214V213H246ZM254 215V214H253ZM257 215V214H256ZM203 216V215H202ZM236 216V217H235ZM250 215H248V217H249ZM258 216H259V213H258ZM261 216V215H260ZM264 216V215H263ZM251 217H252V215H251ZM230 218H232L233 220H231ZM261 218V217H260ZM259 219V220H258ZM203 220H204V218H203ZM251 220L253 221V219L251 218ZM226 222V220L224 221V223ZM232 222V223H233ZM198 223V222H197ZM230 222H228V224H229ZM231 223V224H232ZM254 223V222H253ZM200 225L201 224H203V223H199ZM236 224V225H235ZM255 224V223H254ZM225 225H227V224H225ZM230 225V224H229ZM228 226V225H227ZM242 226V227H241ZM246 226V227H245ZM248 226V227H247ZM231 227V226H230ZM231 227V228H232ZM243 227H245V228H243ZM227 228V227H226ZM230 228V229H231ZM235 228V231L237 230ZM253 229V228H252ZM224 230V229H223ZM227 231H228V229H226ZM231 230H233V228L231 229ZM230 230V231H231ZM237 230V231H238ZM236 231V232H237ZM233 232H234V230H233ZM236 232H235V234H236ZM226 233V232H225ZM229 233V232H228ZM232 233V232H231ZM238 233V232H237ZM238 233V234H239ZM230 234V233H229ZM241 234V233H240ZM232 236H233V233H232ZM236 236V235H235ZM239 237L237 238V239H239V238H241L240 237V235H238ZM237 237V236H236ZM234 238V237H233ZM236 239V240H237ZM242 239V238H241ZM240 239V240H241ZM232 240V239H231ZM234 241H236L235 239H233ZM239 240V241H240ZM229 242V241H228ZM227 242V243H228ZM233 242V241H232ZM231 241H230V243H232ZM211 243V242H210ZM230 243H228V244H230ZM227 245V244H226ZM231 245H233V246H239V243L237 242V244H231ZM228 247V246H227ZM230 247V246H229ZM228 247V248H229ZM232 247V246H231ZM241 247V245L239 246V248ZM234 249V248H233ZM224 251V250H223ZM241 251H242V249H241ZM221 252V251H220ZM238 253V252H237ZM195 258V257H194ZM192 259H193V257H192ZM191 259V260H192ZM191 260H190V262H191ZM193 261H194V259H193ZM192 261V262H193ZM196 263V262H195ZM192 264V263H191Z\"/></svg>",
	"mask_w": 264,
	"mask_h": 264
}]
</instances>
